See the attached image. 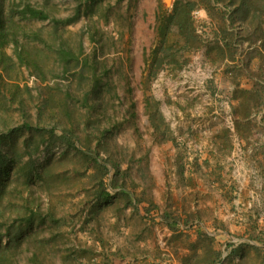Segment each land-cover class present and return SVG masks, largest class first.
<instances>
[{
	"label": "rangeland",
	"instance_id": "obj_1",
	"mask_svg": "<svg viewBox=\"0 0 264 264\" xmlns=\"http://www.w3.org/2000/svg\"><path fill=\"white\" fill-rule=\"evenodd\" d=\"M177 1L0 0L5 14L28 3L72 22L58 39L51 20L13 17L27 64L7 49L0 133L17 132L0 153V264H264L263 36L224 5L199 7L202 47L148 82L156 16ZM59 46L74 58L61 62ZM22 101L42 137L21 127ZM56 126L71 143L49 137Z\"/></svg>",
	"mask_w": 264,
	"mask_h": 264
},
{
	"label": "trees",
	"instance_id": "obj_2",
	"mask_svg": "<svg viewBox=\"0 0 264 264\" xmlns=\"http://www.w3.org/2000/svg\"><path fill=\"white\" fill-rule=\"evenodd\" d=\"M200 1V2H199ZM263 2L264 0H178L172 11L168 13L167 11H162L156 16V44L152 51L148 54H145V69L144 73L148 72L147 81L153 80L159 71L163 70L165 66L173 68L175 71L182 69L189 62V56L202 47V36L198 34L197 29L194 24L192 17L193 11L199 7H203L205 10L209 8H214L216 5H224L230 10V21L232 24L235 22L240 23L242 28L250 29L256 35H261L263 38L262 43H264V28L262 26V13L259 18L256 16L251 17L255 19L253 24H250L249 15L253 6L257 2ZM264 12V11H263ZM18 16L22 20H37V21H47L51 20L54 27V34L56 36L59 34V26L72 23L71 20H62L56 19L51 16V14L44 8H36L32 5L26 3L20 8V6H15L8 14L4 13V9L0 2V89L4 88L7 85V79L5 74L8 71L12 70L14 66L13 57L7 53V49L13 46L14 56L18 59L19 63L22 65L27 64L26 57H24V47L20 44V35L22 31L20 27L13 21V17ZM251 20V21H252ZM243 31V29H242ZM23 37H27L25 32H22ZM39 41H43L41 36L37 33L34 35ZM58 39L60 36H57ZM264 46V45H263ZM22 48V50L20 49ZM220 47H218L219 49ZM217 49V48H216ZM56 54L61 62L71 61L74 58V54L70 48H65L64 46H59L56 49ZM96 65L98 64L95 59ZM41 73V69H39ZM145 77V75H144ZM18 88V86H17ZM50 100H44V108L50 106ZM19 114L25 118L22 128L27 131H32L38 133L40 137L44 132V129L40 127H35L32 120L28 116L23 101L19 105ZM53 116H56L52 109L50 110ZM146 112L149 115V120L152 127L156 131H160L163 126V118L158 111L157 104L150 99H146ZM40 115L38 116V120ZM2 121H5L2 117ZM17 132L15 129H10L7 134L0 133V153L1 149L4 146L6 137L13 133ZM50 138L61 139L66 141L68 144L71 143L73 138V129L62 128L61 130L56 127H53L51 130L47 131ZM30 147V146H29ZM32 149V148H31ZM39 147L34 146L33 150L38 151ZM10 171V167L3 160V156L0 159V199L3 195V181L6 179ZM30 178L33 177V174H28ZM29 178V179H30ZM105 195V198L106 199ZM34 214V213H32ZM28 223L30 225L31 219L29 218ZM1 229V226H0ZM10 229H7L11 241L15 238L11 236ZM2 236L0 235V248H1ZM1 253V250H0ZM2 256L0 255V262Z\"/></svg>",
	"mask_w": 264,
	"mask_h": 264
},
{
	"label": "water",
	"instance_id": "obj_3",
	"mask_svg": "<svg viewBox=\"0 0 264 264\" xmlns=\"http://www.w3.org/2000/svg\"><path fill=\"white\" fill-rule=\"evenodd\" d=\"M166 5H169L170 0H165Z\"/></svg>",
	"mask_w": 264,
	"mask_h": 264
},
{
	"label": "bare ground",
	"instance_id": "obj_4",
	"mask_svg": "<svg viewBox=\"0 0 264 264\" xmlns=\"http://www.w3.org/2000/svg\"><path fill=\"white\" fill-rule=\"evenodd\" d=\"M170 3V2H169Z\"/></svg>",
	"mask_w": 264,
	"mask_h": 264
}]
</instances>
